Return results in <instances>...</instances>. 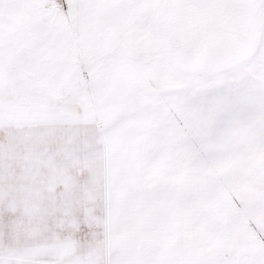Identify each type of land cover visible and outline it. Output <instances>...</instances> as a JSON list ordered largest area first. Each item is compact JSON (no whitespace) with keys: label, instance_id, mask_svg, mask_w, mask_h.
<instances>
[{"label":"snow or ice","instance_id":"snow-or-ice-1","mask_svg":"<svg viewBox=\"0 0 264 264\" xmlns=\"http://www.w3.org/2000/svg\"><path fill=\"white\" fill-rule=\"evenodd\" d=\"M0 264H264V0H0Z\"/></svg>","mask_w":264,"mask_h":264}]
</instances>
